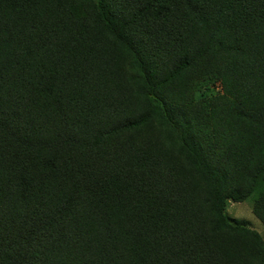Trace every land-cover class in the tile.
Wrapping results in <instances>:
<instances>
[{
  "label": "trees",
  "instance_id": "trees-1",
  "mask_svg": "<svg viewBox=\"0 0 264 264\" xmlns=\"http://www.w3.org/2000/svg\"><path fill=\"white\" fill-rule=\"evenodd\" d=\"M232 203L264 225V0H0V264H264Z\"/></svg>",
  "mask_w": 264,
  "mask_h": 264
},
{
  "label": "rangeland",
  "instance_id": "rangeland-1",
  "mask_svg": "<svg viewBox=\"0 0 264 264\" xmlns=\"http://www.w3.org/2000/svg\"><path fill=\"white\" fill-rule=\"evenodd\" d=\"M216 90L221 91L222 89L220 86H218ZM229 211L232 216L248 221L253 228L259 231L264 230V227L262 226L259 219L255 216L252 209L246 204L232 203L230 204Z\"/></svg>",
  "mask_w": 264,
  "mask_h": 264
},
{
  "label": "clouds",
  "instance_id": "clouds-1",
  "mask_svg": "<svg viewBox=\"0 0 264 264\" xmlns=\"http://www.w3.org/2000/svg\"><path fill=\"white\" fill-rule=\"evenodd\" d=\"M260 221V220H259ZM261 222V221H260ZM261 224H262V222H261ZM262 226L264 227V225L262 224ZM252 227V226H251ZM253 228V227H252ZM255 229V228H254ZM259 231V230H258ZM260 232H262V231H260Z\"/></svg>",
  "mask_w": 264,
  "mask_h": 264
}]
</instances>
